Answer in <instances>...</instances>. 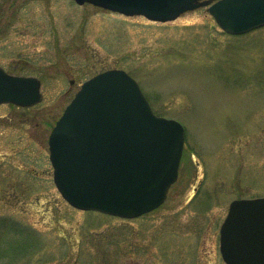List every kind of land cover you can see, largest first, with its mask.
<instances>
[{"label":"rangeland","instance_id":"374dc122","mask_svg":"<svg viewBox=\"0 0 264 264\" xmlns=\"http://www.w3.org/2000/svg\"><path fill=\"white\" fill-rule=\"evenodd\" d=\"M0 65L39 78L42 93L29 107L0 104V264H226L229 202L264 195V25L227 34L205 6L161 22L73 0H0ZM110 68L185 131L164 202L134 218L73 208L48 157L81 82Z\"/></svg>","mask_w":264,"mask_h":264},{"label":"water","instance_id":"95a60500","mask_svg":"<svg viewBox=\"0 0 264 264\" xmlns=\"http://www.w3.org/2000/svg\"><path fill=\"white\" fill-rule=\"evenodd\" d=\"M75 1L158 21L208 5L217 24L232 34L264 25V0ZM39 88L36 77L0 66V103L35 104ZM183 143V126L153 113L134 78L107 69L81 84L49 134L53 181L75 208L136 217L164 201L177 178ZM219 232L227 264H264V197L231 201Z\"/></svg>","mask_w":264,"mask_h":264},{"label":"flooded vegetation","instance_id":"af4514ba","mask_svg":"<svg viewBox=\"0 0 264 264\" xmlns=\"http://www.w3.org/2000/svg\"><path fill=\"white\" fill-rule=\"evenodd\" d=\"M73 82V81H72Z\"/></svg>","mask_w":264,"mask_h":264}]
</instances>
